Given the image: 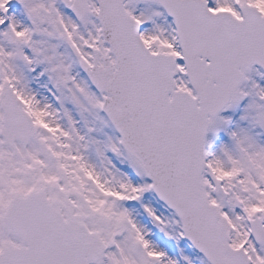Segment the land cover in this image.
Listing matches in <instances>:
<instances>
[{
	"label": "snow or ice",
	"instance_id": "snow-or-ice-1",
	"mask_svg": "<svg viewBox=\"0 0 264 264\" xmlns=\"http://www.w3.org/2000/svg\"><path fill=\"white\" fill-rule=\"evenodd\" d=\"M0 264H264V0H0Z\"/></svg>",
	"mask_w": 264,
	"mask_h": 264
}]
</instances>
